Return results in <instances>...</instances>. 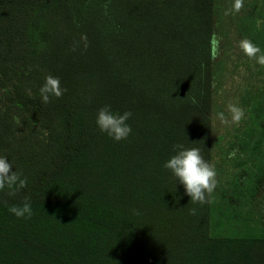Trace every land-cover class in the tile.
I'll return each instance as SVG.
<instances>
[{
	"label": "trees",
	"instance_id": "trees-1",
	"mask_svg": "<svg viewBox=\"0 0 264 264\" xmlns=\"http://www.w3.org/2000/svg\"><path fill=\"white\" fill-rule=\"evenodd\" d=\"M216 4L0 0V156L28 182L0 191V264H264V238L212 236V202L164 167L179 144L211 164ZM48 75L67 92L45 104ZM106 105L132 112L127 139Z\"/></svg>",
	"mask_w": 264,
	"mask_h": 264
},
{
	"label": "rangeland",
	"instance_id": "rangeland-1",
	"mask_svg": "<svg viewBox=\"0 0 264 264\" xmlns=\"http://www.w3.org/2000/svg\"><path fill=\"white\" fill-rule=\"evenodd\" d=\"M217 0L216 82L210 114L211 164L219 181L211 194V235L264 238V190L257 195L264 174V65L248 58L240 41L249 39L264 54V0ZM229 104L245 110L233 123ZM223 113L226 122L219 119ZM33 139L44 140L34 124ZM264 189V187H263Z\"/></svg>",
	"mask_w": 264,
	"mask_h": 264
},
{
	"label": "clouds",
	"instance_id": "clouds-1",
	"mask_svg": "<svg viewBox=\"0 0 264 264\" xmlns=\"http://www.w3.org/2000/svg\"><path fill=\"white\" fill-rule=\"evenodd\" d=\"M243 6V0H234L233 10L235 12L241 11ZM239 46L248 58L255 59L258 64L264 65V54L258 55L261 53L259 46L249 39L241 40ZM66 92L67 88L61 86L60 78L53 75H48L45 78V83L40 89L45 104L50 102L51 96L59 98ZM196 102V99L193 98V103ZM228 111L233 123L239 124L245 118V110L237 104H229ZM131 117V111H124L121 114L118 111L114 112L110 105H106L98 110L96 122L102 132L119 142L127 139L132 133L131 125L127 123ZM219 119L226 122L223 113L219 114ZM164 167L170 169L178 178L179 183L185 188L186 195L191 198V202L200 204L211 202L209 198L219 181L215 167L203 158L199 148H186L182 144L176 145V154L165 163ZM27 183V178H22V174L14 170L8 158L0 156V191L6 187L23 189L27 187ZM11 194L15 195V191ZM28 199L25 198L22 207H11L10 212L17 218L30 219L33 213ZM191 211L192 214H195L196 209Z\"/></svg>",
	"mask_w": 264,
	"mask_h": 264
}]
</instances>
